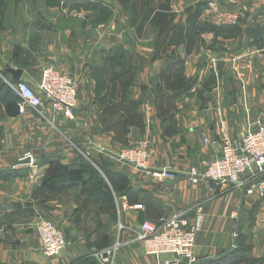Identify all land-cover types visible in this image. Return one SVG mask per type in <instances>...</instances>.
Segmentation results:
<instances>
[{"label": "crops", "instance_id": "1", "mask_svg": "<svg viewBox=\"0 0 264 264\" xmlns=\"http://www.w3.org/2000/svg\"><path fill=\"white\" fill-rule=\"evenodd\" d=\"M171 1L176 24L186 23L187 8L204 4L201 21L225 26L236 15L241 32L201 33L190 53L185 45L177 49L191 87L167 121L158 118L153 106L156 83L167 66V58L156 57L157 33L147 31L150 25L139 33L118 0H63L58 9L48 12V5L41 9L37 21L34 16L25 21L22 35L11 31L15 46L20 38L24 42L22 51L11 47L7 61L0 60V264H165L175 258L148 256L138 240L141 224L159 226L177 214L194 218L200 209L202 229L192 264H227L241 251L249 253L251 264H264V199L202 179L195 184L191 177L192 170L203 174L206 165L221 155L223 135L238 143L249 126L257 129V121L264 126V0H214L213 9L211 0H179L178 5ZM117 50L135 59L138 68L131 95L142 102V112L147 107L150 112L145 128L132 130L129 146L113 142L102 132L99 120L95 71ZM48 67L77 82L73 120L51 110L19 112L21 98L11 87L24 81L38 91ZM10 69L23 72L19 81ZM11 105L15 114L9 111ZM144 140L150 141L147 171L117 159ZM101 148L105 154L99 153ZM29 151L37 160L35 167L22 162ZM81 155L126 177L138 201L131 203L121 196L119 202L144 208L118 215L115 230L118 233L119 222L125 230L120 237L111 235L101 250L95 239L99 229L89 233L74 189L39 195L54 164L80 168L85 165ZM163 169L174 177L152 176ZM39 217L62 228L68 247L61 257L43 254L36 228ZM118 238L120 246L105 263L101 253L113 249Z\"/></svg>", "mask_w": 264, "mask_h": 264}, {"label": "trees", "instance_id": "2", "mask_svg": "<svg viewBox=\"0 0 264 264\" xmlns=\"http://www.w3.org/2000/svg\"><path fill=\"white\" fill-rule=\"evenodd\" d=\"M118 1L132 16L133 23H137L139 33L147 25L154 26L157 33L156 57L167 58V66L160 74L158 83H156L153 106L156 108L157 116L161 121L171 120L175 115L176 102L189 92L191 87V80L183 75L184 61L177 55V49L181 45H185L187 53H190L201 33L213 32L222 35H234L241 32V27L237 23L217 26L211 22L201 21L204 4L187 8L186 23L176 24L174 22L176 16L171 12V0H165L157 8L152 5V0L151 3H147L146 0ZM170 50L173 51L168 55ZM115 53V55L106 58V65L95 71L98 85L97 93L100 98L98 100L99 120L102 132L111 136L113 142L129 146L132 130L144 129L146 116L141 109L142 102L135 100L131 95L138 68L135 59L123 53L122 50H117ZM14 107L18 110V106ZM9 111L12 114L16 113L12 109V105ZM84 159L86 164L80 168L54 164L53 169L43 181L39 195L49 197L50 194H56L68 188L76 189L74 187L78 186L84 188L83 192L87 193L85 190H87L90 181L89 176H91V172L87 168L94 169L95 166ZM92 160L99 166L107 179L106 181L98 179V185L93 186V189L98 191L99 188H102L108 194L107 197L115 209L114 218H117L119 215L117 199L125 196L129 202L134 203L138 201V194L131 187L126 177L114 173L112 169H108L106 164ZM75 198L77 202L80 200V192H77ZM109 239L110 235L104 237L102 247L106 246L104 244L106 241L108 245ZM248 254V252L241 251L227 264H251Z\"/></svg>", "mask_w": 264, "mask_h": 264}, {"label": "built area", "instance_id": "3", "mask_svg": "<svg viewBox=\"0 0 264 264\" xmlns=\"http://www.w3.org/2000/svg\"><path fill=\"white\" fill-rule=\"evenodd\" d=\"M211 8L215 6L211 0ZM238 17L232 15L228 18L229 24H236ZM219 23H221L219 21ZM20 98L19 112L25 114L27 108H33L40 113L51 110L55 115L73 120L74 110L78 104L77 82L68 74L48 67L43 70L38 91L28 83L20 81L11 87ZM146 121L150 122L149 107L145 109ZM257 129L249 126L240 136V142L233 141L229 136L222 137L221 155L206 165L203 174L192 170L191 177L196 184L199 180L210 181L217 186H227L244 190L245 194L264 199V126L257 121ZM210 144L209 140L205 141ZM99 153L105 154L101 148ZM122 162L132 164L138 170L147 171L150 160V141H141L138 147L127 150L117 157ZM24 160H29L28 165L36 166V158L31 151L25 154ZM248 174V175H247ZM152 176L158 180L173 178L167 169L156 171ZM249 176V177H248ZM248 177V178H247ZM118 214L121 216L126 211H141L142 205H130L119 202L117 199ZM201 209L194 218L184 214H177L163 219L161 225L145 221L140 226L138 240L143 243L145 253L151 257L173 256L174 261L165 264H181L187 258L189 264L194 262L193 254L197 237L202 229ZM41 250L47 258H58L67 250L68 242L61 227L44 217H39L36 224ZM125 226L119 222V237ZM120 246L119 238L113 249L101 253L103 261L109 263L110 256Z\"/></svg>", "mask_w": 264, "mask_h": 264}, {"label": "rangeland", "instance_id": "4", "mask_svg": "<svg viewBox=\"0 0 264 264\" xmlns=\"http://www.w3.org/2000/svg\"><path fill=\"white\" fill-rule=\"evenodd\" d=\"M62 1L63 0H0V60L7 61L8 59L7 53H9L11 47H15V51H19L20 49L21 51L23 50L22 45L24 40L20 38L19 45L15 46L14 44L16 41H13V38H11L10 35L12 30L13 31L16 30L17 35L18 33L22 35L24 32L23 28L25 27V25H27L25 24L26 23L25 21H29V19H31V16L35 17L32 20L37 21L39 13H42L40 12L41 9L45 8L46 5H48L49 8L47 9V11L50 12L51 9L54 10L57 7H59V4ZM150 1L151 0H146L147 3H149ZM164 1L165 0H152V5H154L157 8ZM174 1L176 3L179 0H174ZM32 2H34L35 4H33ZM40 2L45 3V6L44 5L40 6L41 5L39 4ZM175 9L177 10L176 6ZM50 15L53 16L56 14L54 13ZM15 21H18L19 24H17V22ZM16 27L17 29H15ZM36 27L38 30V28H40V25L36 24ZM147 31H150L149 33L152 32L155 33L154 26L149 27ZM172 51L173 50H170V53ZM134 148H129V150H132ZM81 152L84 153L83 151ZM82 156L83 155H81V159L84 158ZM85 157L87 159L89 158V160L86 159L84 160L88 162L92 161V158L90 156L87 155ZM83 166L85 165L83 164ZM87 169L91 172V176H89L90 181L88 182L87 190H85L87 191V193L83 192L84 188H81L80 186L74 187L76 188L74 190L80 192L81 198L80 200H78V203L81 205V209L83 210V213L86 215V223H88L90 226L89 233L95 231L96 229H99L100 233L96 235L95 239L99 243L98 248L101 250V248H103L102 243L106 235L110 234V237L113 234L119 236V232L117 233V229L115 230L118 219L116 217L114 218L113 212L115 209L114 206L112 207V203L107 197L108 194L104 190H102V188H99L98 191L97 190L95 191L93 189V186L98 185V179H103L104 181L107 180L103 172L99 169V166H95L94 169L91 167H88ZM104 215L106 216L109 215V218L106 217L104 219L103 218ZM93 220L95 223L93 222ZM81 226H83V223ZM104 244L107 246V241L106 243L104 242Z\"/></svg>", "mask_w": 264, "mask_h": 264}, {"label": "water", "instance_id": "5", "mask_svg": "<svg viewBox=\"0 0 264 264\" xmlns=\"http://www.w3.org/2000/svg\"><path fill=\"white\" fill-rule=\"evenodd\" d=\"M8 72L11 73L14 76L16 81H19L21 79V77H22V74H23L22 71H13L11 69L8 70ZM22 162H23V164H28L29 160H23ZM183 261L188 262L189 260L187 258H184Z\"/></svg>", "mask_w": 264, "mask_h": 264}]
</instances>
